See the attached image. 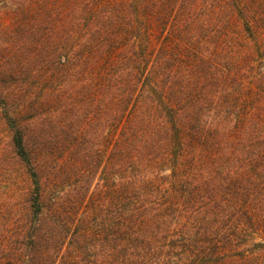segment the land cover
<instances>
[{"label":"trees","instance_id":"trees-1","mask_svg":"<svg viewBox=\"0 0 264 264\" xmlns=\"http://www.w3.org/2000/svg\"><path fill=\"white\" fill-rule=\"evenodd\" d=\"M27 1L0 264H264V0Z\"/></svg>","mask_w":264,"mask_h":264},{"label":"rangeland","instance_id":"rangeland-1","mask_svg":"<svg viewBox=\"0 0 264 264\" xmlns=\"http://www.w3.org/2000/svg\"><path fill=\"white\" fill-rule=\"evenodd\" d=\"M18 2L24 9H26L27 0H0V60L3 61H5L4 57L8 55L14 44L15 39L13 38V34L16 29L15 25L17 20H24L27 15V11L20 16L18 15ZM29 28L28 24L24 25V29L28 30ZM21 41L24 42L25 39H22ZM10 139V132L5 124L0 109V194L5 190V182L7 181L4 172V165L2 166L3 160L6 157L8 162H13V159L9 157V155L11 156L13 154ZM8 159H10V161ZM12 178L18 181L20 186L24 185L23 178L20 177V171L17 168L13 170Z\"/></svg>","mask_w":264,"mask_h":264}]
</instances>
